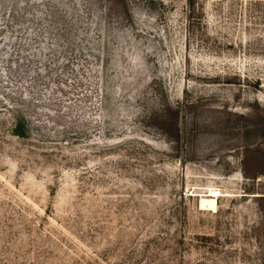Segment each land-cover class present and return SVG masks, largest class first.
<instances>
[{"label":"rangeland","instance_id":"1","mask_svg":"<svg viewBox=\"0 0 264 264\" xmlns=\"http://www.w3.org/2000/svg\"><path fill=\"white\" fill-rule=\"evenodd\" d=\"M0 264H264V0H0Z\"/></svg>","mask_w":264,"mask_h":264}]
</instances>
